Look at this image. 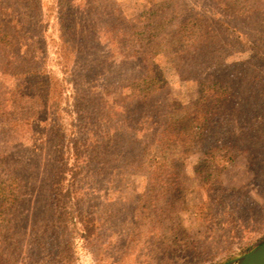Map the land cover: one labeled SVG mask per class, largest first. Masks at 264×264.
<instances>
[{"label": "rangeland", "instance_id": "374dc122", "mask_svg": "<svg viewBox=\"0 0 264 264\" xmlns=\"http://www.w3.org/2000/svg\"><path fill=\"white\" fill-rule=\"evenodd\" d=\"M18 17L23 29L6 25ZM0 22L16 50H0V264H230L264 243V0H0ZM35 66L46 80L23 100L43 97L40 120L6 95L10 68ZM78 77L141 116L107 131L119 147L79 174L82 201L72 191L74 215L59 221L46 154L10 129L30 122L48 142L57 124L80 139ZM149 77L156 88L137 106L131 82Z\"/></svg>", "mask_w": 264, "mask_h": 264}, {"label": "trees", "instance_id": "16d2710c", "mask_svg": "<svg viewBox=\"0 0 264 264\" xmlns=\"http://www.w3.org/2000/svg\"><path fill=\"white\" fill-rule=\"evenodd\" d=\"M62 4H67V2L62 1ZM63 9L64 7L62 8V10ZM22 19L23 18L20 17L15 18L8 21L9 23L6 25H8L9 27L18 25V29L20 27L21 29H23L25 27L23 26L25 25V23H20ZM3 24L4 23L0 22V30L2 29L1 27L3 26ZM71 36L73 37L75 36V34ZM10 37V35L7 36L6 34L0 32V48H2L0 50H8L11 48L13 49L14 45L12 47L10 43L5 42L7 41V39H10ZM13 50L14 51L10 53L11 55L15 54L16 50ZM67 54L68 53H65L66 61L69 57V55L67 57ZM7 62H9L10 64L13 63L11 59H9ZM36 68L37 66L30 68L27 75L24 70H21L20 74H18L17 76L16 68L11 67V77L13 78L15 75L17 78H15L14 80H17L18 84H14V89L8 90L6 95L10 96V99L15 102V104L12 105L13 109L11 111L16 112L18 109V104L24 101L23 104L26 103L24 115L32 119L40 120L42 116H49L47 115L48 113L46 110L36 108L37 106H39L40 102H42L43 97L39 95V97L37 98V102H30L29 100L27 102L26 99L23 100V97L29 98V95H34L35 91L38 92L39 90H41V84L46 80V77L42 78L41 72ZM64 69V73L65 75H67L68 70L67 68ZM42 79L44 80L41 81ZM148 79H150V77L147 79L139 78L138 81L133 80L131 82V84L133 85L132 89L137 93L134 101L137 106L146 107L147 101L151 97L149 92L143 91V89L152 90L156 88L152 83H148ZM153 80H156V78ZM40 81L41 83L37 84ZM53 81V79H50V93H42L50 95V119L53 118L57 113V109L59 108L58 105L60 103V99H57L55 97L56 95L60 96V89L57 90L53 88L55 87ZM73 84H75L76 97L75 99H72L74 101L73 110L76 113L80 130L82 131L80 139L73 140L72 142L67 141L64 137L65 130L57 124H50V131L48 135L50 136V139L48 142H44L47 136L38 133L37 128L39 126L35 124L32 125L30 122H23V124L21 123L22 126L19 127L16 123L15 125H13L18 128L15 130V132L13 131V127L10 129L13 134L17 133L18 131L23 132L21 136L19 135L18 139H15V141H17L16 143L19 147L21 146V148L26 149L27 153L33 154L38 152V154H41L44 151V153L46 154L47 162H50V188H48L47 190V192H50L49 194L52 202L50 203V213L53 215V217L55 215V217L59 221H63L66 217L74 215L70 205V202L72 200V191H74L75 194L73 195H76L77 200L82 201L81 193L83 191V187H81L82 180L80 181V179L78 178L79 174L84 172L85 168H87V166H89L90 164H94L96 168H94L93 170H97L98 168L97 172H99L101 168L103 169V166L108 163V157H110L111 153H113L114 148L119 147L120 142L113 138L115 135H112V139H110L111 137H109L107 131L113 128L114 133L116 131H119L120 133L124 134L123 130L128 129L127 126H130L132 128L137 127L141 116H138V112L132 114L129 108L130 104L125 105L123 109V111L128 112V114L126 115L122 113L120 114L118 112L119 107H115L114 109L113 106L117 105V101L114 100L113 102H110V100H108L107 97L111 94V89H109L108 86H106V88H102L103 86L97 87L96 85L92 87V85H89L87 82L83 81L81 77L76 78L73 81ZM141 90L143 92H141ZM26 92L27 94H25ZM98 92L99 94H101V96H98ZM120 95H123L124 98H127V95H124V92ZM33 129L36 132H34ZM170 131L171 129L167 130V132ZM89 135L90 137L94 138V141L92 143L91 140H87V137H89ZM118 139L120 140L121 138ZM88 142L91 143H89V149ZM91 148H95L96 150H98L105 157V159L102 162H96L92 159V157L88 159L82 158L85 154L88 155V157L91 155ZM68 151H71L72 154V167H69V159L66 158L68 156L64 155V153L67 154ZM81 162L84 163L83 169L80 168ZM78 216L81 215L78 214ZM87 231L88 229H86V232Z\"/></svg>", "mask_w": 264, "mask_h": 264}, {"label": "water", "instance_id": "95a60500", "mask_svg": "<svg viewBox=\"0 0 264 264\" xmlns=\"http://www.w3.org/2000/svg\"><path fill=\"white\" fill-rule=\"evenodd\" d=\"M230 264H264V243L257 249Z\"/></svg>", "mask_w": 264, "mask_h": 264}]
</instances>
